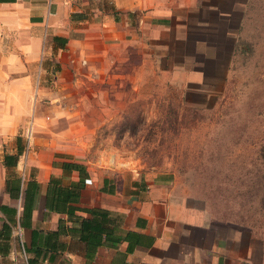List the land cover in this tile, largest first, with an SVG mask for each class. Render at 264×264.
<instances>
[{
	"label": "crops",
	"instance_id": "0c3cea01",
	"mask_svg": "<svg viewBox=\"0 0 264 264\" xmlns=\"http://www.w3.org/2000/svg\"><path fill=\"white\" fill-rule=\"evenodd\" d=\"M258 9L264 0H0V264H250L252 248L231 244L170 172L121 180L84 156L107 113L94 79L124 81L132 60L176 45L180 61L215 60L210 47L232 60ZM71 189L78 199L55 198Z\"/></svg>",
	"mask_w": 264,
	"mask_h": 264
},
{
	"label": "rangeland",
	"instance_id": "374dc122",
	"mask_svg": "<svg viewBox=\"0 0 264 264\" xmlns=\"http://www.w3.org/2000/svg\"><path fill=\"white\" fill-rule=\"evenodd\" d=\"M258 10L247 21L244 51L232 60L210 47L215 60L199 63V54L180 61L185 50L176 45L173 54L139 66L132 60L124 81L94 79L91 88L101 92L93 102L107 113L96 112L105 120L84 156L121 180L170 172L176 191L221 224L231 244L252 248L250 264H264V9ZM190 71L202 74L191 79Z\"/></svg>",
	"mask_w": 264,
	"mask_h": 264
},
{
	"label": "trees",
	"instance_id": "16d2710c",
	"mask_svg": "<svg viewBox=\"0 0 264 264\" xmlns=\"http://www.w3.org/2000/svg\"><path fill=\"white\" fill-rule=\"evenodd\" d=\"M55 39H58V37H55ZM65 169H76L79 170L81 173L85 171L84 165L79 164V163H71V162H66L64 163ZM51 181H57L56 179H52ZM79 191L76 190V192L71 189V190H66L63 192H59L57 195H55L56 199H64V200H70V199H78V193ZM56 194V192H55Z\"/></svg>",
	"mask_w": 264,
	"mask_h": 264
},
{
	"label": "built area",
	"instance_id": "2783aa9c",
	"mask_svg": "<svg viewBox=\"0 0 264 264\" xmlns=\"http://www.w3.org/2000/svg\"><path fill=\"white\" fill-rule=\"evenodd\" d=\"M43 69V60L40 61L39 63V75H38V81L40 80V73ZM31 136H32V131L31 128L26 132V139H27V152L29 151L30 148V141H31Z\"/></svg>",
	"mask_w": 264,
	"mask_h": 264
}]
</instances>
